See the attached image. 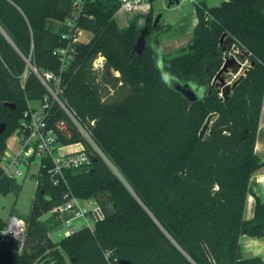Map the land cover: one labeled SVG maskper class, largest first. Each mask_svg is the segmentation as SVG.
Instances as JSON below:
<instances>
[{
	"label": "trees",
	"instance_id": "1",
	"mask_svg": "<svg viewBox=\"0 0 264 264\" xmlns=\"http://www.w3.org/2000/svg\"><path fill=\"white\" fill-rule=\"evenodd\" d=\"M71 2L0 0L2 194L22 189L1 168L7 140L18 130L27 102L48 95L27 60L41 73L60 68L53 51L67 28L57 15L66 20ZM118 8L117 0L86 6L80 25L93 36L77 46L59 97L124 180L87 150L91 163L67 171L66 182L53 185L52 165L45 160L22 254L16 240H1L7 223L0 217L2 263L107 264L104 252L112 251L116 264H264L259 257L245 259L241 242L243 236H264V200L256 197L253 218H245L251 180L262 166L255 148L264 105V0L196 4L192 39L173 57L162 52L160 37L168 28L154 26L152 10L141 30L138 18L121 27ZM142 34L147 44L138 55L133 51ZM228 37L247 66L224 99L216 79L229 56ZM100 57L104 69L95 67ZM110 67L120 75H112ZM165 75L197 86L203 97L190 103ZM70 120L53 106L49 125L58 141L89 147L77 128L69 135L60 132L59 123ZM68 191L83 201L111 198L119 212L106 214L94 231L83 229L54 243L49 234L60 223L56 215L42 220L39 213L61 205Z\"/></svg>",
	"mask_w": 264,
	"mask_h": 264
},
{
	"label": "built area",
	"instance_id": "2",
	"mask_svg": "<svg viewBox=\"0 0 264 264\" xmlns=\"http://www.w3.org/2000/svg\"><path fill=\"white\" fill-rule=\"evenodd\" d=\"M93 1L95 0H72L69 16L64 22L67 31L61 36L62 45L53 51L54 56L60 62L58 70H48L41 73L36 67H31L28 64L47 89L48 95L42 101L27 102V108L15 136L18 151H7L1 159L2 171L9 178L17 179L22 176L24 172L21 167L24 166L25 170L29 171L36 159L40 160V171L44 167V161L49 160L52 165L49 169L51 181L53 185H60L62 182H66L67 171L79 169L91 163L90 156L85 148L70 152L65 150L66 146L58 141V134L54 128L50 127L49 120L55 104H58L64 110L66 109L65 104L59 97L62 75L69 64L75 59L77 46L83 43L81 32L85 30L80 23L85 17L86 6ZM117 1L119 8L116 17H119V15L133 17L136 14L145 16L153 8L151 0ZM103 63L104 58L100 57L96 61L95 67H103ZM26 78L27 74H25L24 80ZM34 176L38 182V174ZM51 213L52 215H56L60 227L65 229V237L74 235L83 229L94 231L96 225L106 217V213L103 211L99 201H83L70 191L65 193L64 202L55 207ZM77 221L80 223L76 224L75 222ZM26 232V220L14 216L2 230L1 239L16 240L19 253L22 254ZM104 258L107 264H116L117 259L113 258L112 251H105Z\"/></svg>",
	"mask_w": 264,
	"mask_h": 264
},
{
	"label": "rangeland",
	"instance_id": "3",
	"mask_svg": "<svg viewBox=\"0 0 264 264\" xmlns=\"http://www.w3.org/2000/svg\"><path fill=\"white\" fill-rule=\"evenodd\" d=\"M179 1H180L179 4H174L171 5L170 7H168L166 0H158L157 2H155L153 4V8L151 12L153 19L155 20L156 16L161 14L162 15L161 23L166 25L169 24L174 25L181 19L182 16H184L183 17L184 19L189 20L195 11L196 4L200 3L202 0H179ZM215 1H216L215 4L212 3V6L220 5L223 0H215ZM147 16L148 14L145 16L142 14H136L133 17H125L119 15V17L117 16V22L121 27H127L135 18H138V26L140 27L141 30H143L146 27ZM57 18H58L57 20L61 24H64L65 22L64 18L59 17V15H57ZM126 22L128 25L126 24ZM92 36L93 34L91 32H87V31L81 32V39L83 43L89 42ZM237 53L241 54V52H237ZM166 56L172 57L173 55L172 56L166 55ZM245 66H247V63H245ZM104 68L105 67H103V69ZM243 73H244V68L240 69L238 72H234L233 70H231L230 75H228V77L226 78L227 83L234 82ZM112 75L117 76L120 75V73L117 71L116 74H112ZM59 125L65 127L68 130H73L74 128H77L82 133L87 144H89L88 147V145L86 146L84 143H82L84 145V148L86 150H89L91 156L92 155L94 156V152H97V150L90 142L88 137L75 124L72 118L69 122H61L59 123ZM14 126L15 125H12V127ZM15 136H16V132H14L7 140L5 152L11 151L13 149L15 150V145H16ZM74 146L76 145L74 144ZM9 147L11 148V150ZM97 154L102 159H104L98 152ZM39 164H40V160L36 159L34 165H32L29 171L25 170L24 166L21 167L24 174L17 178L18 183L22 186V189L18 194L14 192H10L8 194L0 193V217L4 221V223H8L9 220L14 216L24 220H27L30 217L32 211L33 199L37 192V180L34 175L38 174L39 172ZM39 217L42 220L51 218L52 217L51 210H42L39 213ZM75 223L79 224L80 222L77 221ZM64 232H65L64 228L58 227L57 229L51 231L49 236L54 243H59L63 239ZM2 258H4V254L0 250V264H3ZM67 262L68 264H72L69 259Z\"/></svg>",
	"mask_w": 264,
	"mask_h": 264
},
{
	"label": "crops",
	"instance_id": "4",
	"mask_svg": "<svg viewBox=\"0 0 264 264\" xmlns=\"http://www.w3.org/2000/svg\"><path fill=\"white\" fill-rule=\"evenodd\" d=\"M224 1L225 0H223L222 3ZM201 2L206 3L210 7H215L212 6V3L215 4L216 1L202 0ZM166 3L168 5V0H166ZM183 17L184 16H182L181 19L174 25H170V24L166 25L161 23L164 27L168 28V30L160 37V42H161L160 44L164 55H171V56L177 55L183 48L188 46L190 40L192 39L193 31L198 23L196 11H194L193 15L189 20L184 19ZM118 76L119 75H117L116 77ZM58 128L62 130L64 134L69 135L72 132V130H68L60 125H58ZM15 144H16L15 150L14 149L11 150V148L9 147L11 152L18 151L16 138H15ZM74 144L77 147L74 146ZM74 144H69V145L63 144V145L66 146L65 150L69 152L81 150L84 148V145L82 143H74ZM255 150H256V154L261 159L262 166L251 180V187L253 193L249 195L247 200V206L245 211V218L247 220L252 219L254 216L256 197H260L262 200H264V105H263L261 124L259 128ZM63 238H65V236H63ZM241 242H242V255L245 259L259 257L264 261V236L263 237L243 236Z\"/></svg>",
	"mask_w": 264,
	"mask_h": 264
},
{
	"label": "water",
	"instance_id": "5",
	"mask_svg": "<svg viewBox=\"0 0 264 264\" xmlns=\"http://www.w3.org/2000/svg\"><path fill=\"white\" fill-rule=\"evenodd\" d=\"M179 3H180L179 0H168V6H171L173 4H179ZM161 18H162L161 14L156 16V19L154 22L155 27L159 25V23L161 22ZM223 39L224 38H222V41H224ZM224 43H225V45H229L228 47L224 46V50L226 52H229V56L225 59L224 65H223L221 71L219 72L216 80L219 82L222 97L224 99H229L232 90L236 87L239 80H236L233 83H227L226 78L228 77V75H230L231 70H233L234 72H238L240 69L244 68V71H245L246 61H245L243 54H239L237 52H234V39L232 37H228ZM146 44H147V36L145 34L140 35V37L137 40V43L135 44L133 52L137 53L138 55H141L145 50ZM28 64H29V66L33 67V65L30 62H28ZM109 72L112 74L116 73V71L113 67L109 68ZM245 74H246V72H245ZM165 80L171 85V87L175 91L180 93L190 103L198 102L204 95L203 90L199 89L197 86H195L191 83H183V82H181V81H179L173 77H169L166 75H165ZM65 110H66L67 114L75 122V124L79 127V129L88 137V139L93 144V146L95 147L97 152L108 162V164L121 177L119 172L115 169V167H113V165L105 157V155L102 153V151L97 147V145L93 142V140L90 138V136L83 129V127L79 124V122L74 117V115L67 108ZM210 120H211V117L208 119L207 123L203 127L201 134H200L201 136H203L205 134V132L208 130L209 125H210ZM5 128H6V125L1 124L0 125V133L4 132ZM60 132L63 133L62 130H60ZM122 180H124V179L122 178ZM100 205L106 214L110 213L111 215H116L119 212V205H118L117 201H115L111 198H105V199L101 200Z\"/></svg>",
	"mask_w": 264,
	"mask_h": 264
}]
</instances>
